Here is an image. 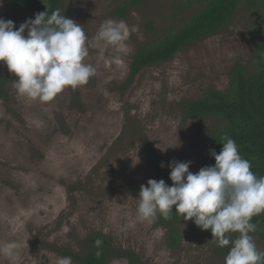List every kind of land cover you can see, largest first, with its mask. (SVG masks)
I'll use <instances>...</instances> for the list:
<instances>
[{"label": "rangeland", "instance_id": "1", "mask_svg": "<svg viewBox=\"0 0 264 264\" xmlns=\"http://www.w3.org/2000/svg\"><path fill=\"white\" fill-rule=\"evenodd\" d=\"M62 1L66 17L88 36L84 62L95 75L76 88L80 105L70 88L45 102L19 94L15 75L0 63V77L10 80L8 99L0 98V247L16 243L18 264H55L57 257L86 255L89 236L102 233L147 264H225L231 244L218 247L212 233L199 235L191 224L178 225L181 243L172 248L168 229L156 223L159 213L151 221L138 214L129 183L136 175L147 182L143 136L168 165L190 161L192 173L200 167V145L217 121L185 120L181 105L211 90L227 92L232 67H251L255 13L240 8L227 30L144 69L125 89L138 48L182 26L194 9L181 11V0H151L119 19L112 15L117 0ZM0 18L13 21L14 30L32 19L6 0ZM108 19L125 22L122 41L98 38ZM251 236L264 252V238ZM0 264L12 260L0 253Z\"/></svg>", "mask_w": 264, "mask_h": 264}, {"label": "clouds", "instance_id": "2", "mask_svg": "<svg viewBox=\"0 0 264 264\" xmlns=\"http://www.w3.org/2000/svg\"><path fill=\"white\" fill-rule=\"evenodd\" d=\"M14 27L13 21L0 18V63L15 75L14 87L19 94L46 102L65 89L86 85L95 75V68L84 62L89 55L87 34L59 9L51 16L48 11L40 12L18 30ZM125 32L124 21L108 19L101 25L98 38L118 43ZM222 140L220 153L211 152L214 166L192 173L190 161H172L168 165L171 186L163 179H149L147 186L141 185L136 198L138 214L149 221L157 213L168 219L175 206L183 220L193 221L202 230L210 229L211 241L218 247L231 244L225 264H264V252L257 250L250 235L256 231L252 218L264 213V177L251 171V163L242 158L233 139L224 136ZM230 233L238 236L232 239ZM101 243L97 240L96 246ZM17 248L16 243H8L0 247V253L18 264ZM96 254L101 255L99 251ZM55 264H72V259L57 257Z\"/></svg>", "mask_w": 264, "mask_h": 264}, {"label": "trees", "instance_id": "3", "mask_svg": "<svg viewBox=\"0 0 264 264\" xmlns=\"http://www.w3.org/2000/svg\"><path fill=\"white\" fill-rule=\"evenodd\" d=\"M7 3L28 13L32 19L40 12L48 11L49 16L59 9L66 17L62 0H6ZM113 17L127 18L131 11L147 4L151 0H117ZM255 13V20L250 27L249 35L254 40V53L251 67L235 64L230 72V88L227 92L211 90L203 98L188 100L181 105L185 120H216L214 129L206 135L200 145L202 162L194 173L206 166H214L215 159L211 152L217 154L222 150V138L227 136L235 141L239 154L251 163V171L257 177H264V0H181L179 9L194 12L179 28L169 30L158 38L148 40L138 48L132 58L130 72L123 87H131L137 76L146 68L159 66L172 60L177 54L184 52L219 35L231 25L240 8ZM67 18V17H66ZM150 32L155 30L152 23L147 25ZM10 80L0 77V98L8 99ZM74 101L80 105L78 90L71 89ZM146 154L147 181L163 179L168 186L172 185L167 162L161 154L152 147L146 137H142ZM164 167H161V164ZM141 185L147 186L137 175L129 183L131 190L139 194ZM256 231L251 235L264 238V213L252 218ZM158 226L168 229V241L172 248H178L181 234L178 225L191 224L197 234L211 233L202 230L193 221H185L176 213L175 206L170 218L165 219L158 214ZM230 236L237 235L230 233ZM102 243L96 246V241ZM90 251L84 256L70 255L76 264H110L113 260L123 259L128 264H147L132 250L116 248L111 238L95 233L87 240ZM101 255L97 256V252Z\"/></svg>", "mask_w": 264, "mask_h": 264}]
</instances>
